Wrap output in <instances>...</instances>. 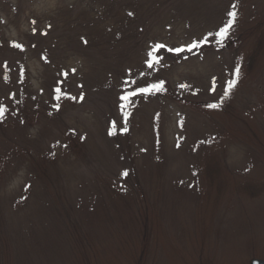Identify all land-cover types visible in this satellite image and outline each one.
<instances>
[{
	"label": "rangeland",
	"instance_id": "rangeland-1",
	"mask_svg": "<svg viewBox=\"0 0 264 264\" xmlns=\"http://www.w3.org/2000/svg\"><path fill=\"white\" fill-rule=\"evenodd\" d=\"M0 108V264L264 259V0H0Z\"/></svg>",
	"mask_w": 264,
	"mask_h": 264
},
{
	"label": "snow or ice",
	"instance_id": "snow-or-ice-1",
	"mask_svg": "<svg viewBox=\"0 0 264 264\" xmlns=\"http://www.w3.org/2000/svg\"><path fill=\"white\" fill-rule=\"evenodd\" d=\"M229 15L230 16H232V17H235V12H232V13H229ZM34 23V22H33ZM231 27V23H229L225 28H222L218 33H216L215 35H217V36H221V37H225L226 35H227V31H228V28H230ZM209 35H212L211 33L209 34ZM207 39V37H205V40ZM199 46V44L198 43H194L191 47H189L188 48V50L189 51H191L192 50V48H194V47H198ZM17 47H21L20 45H17ZM164 47H166L165 45H157L156 46V48L157 49H159V48H164ZM168 51H176V52H181V51H183L184 49L183 48H177V49H172V48H168L167 49ZM151 55V54H150ZM159 57H157L156 58V62H159ZM152 66V64H151V62L149 63V67H151ZM239 74V70L237 69V75ZM152 89H160L161 87H162V85H156V84H153L152 86ZM231 87H233V82H230L229 83V88H231ZM57 91H59V89H57ZM140 91L141 92H147V91H149L148 89H145V88H141L140 89ZM133 94H135V93H133ZM3 112V109L2 108H0V113H2Z\"/></svg>",
	"mask_w": 264,
	"mask_h": 264
},
{
	"label": "water",
	"instance_id": "water-1",
	"mask_svg": "<svg viewBox=\"0 0 264 264\" xmlns=\"http://www.w3.org/2000/svg\"><path fill=\"white\" fill-rule=\"evenodd\" d=\"M250 264H264V259L254 258L250 261Z\"/></svg>",
	"mask_w": 264,
	"mask_h": 264
}]
</instances>
